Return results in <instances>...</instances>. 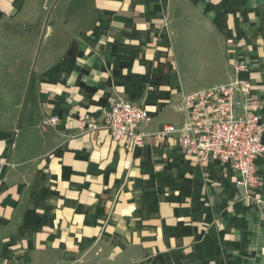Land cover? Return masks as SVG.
<instances>
[{"label": "crops", "instance_id": "obj_1", "mask_svg": "<svg viewBox=\"0 0 264 264\" xmlns=\"http://www.w3.org/2000/svg\"><path fill=\"white\" fill-rule=\"evenodd\" d=\"M0 44V264H264V156L248 198L155 138L236 63L264 102V0H0ZM109 98L151 116L141 145Z\"/></svg>", "mask_w": 264, "mask_h": 264}, {"label": "built area", "instance_id": "obj_2", "mask_svg": "<svg viewBox=\"0 0 264 264\" xmlns=\"http://www.w3.org/2000/svg\"><path fill=\"white\" fill-rule=\"evenodd\" d=\"M231 70L229 81L185 94L183 124L168 125L155 133V138L161 144L173 136L184 155L202 168L213 162L229 168L235 184L252 198L263 184L255 161L264 156V102L252 92L243 63L233 64ZM150 122L151 116L138 104L108 99L105 128L112 139H127L132 146H139L145 137L141 126ZM56 124L55 117L42 121L44 126Z\"/></svg>", "mask_w": 264, "mask_h": 264}, {"label": "rangeland", "instance_id": "obj_3", "mask_svg": "<svg viewBox=\"0 0 264 264\" xmlns=\"http://www.w3.org/2000/svg\"><path fill=\"white\" fill-rule=\"evenodd\" d=\"M0 74L3 76V79H5L4 77L10 78L12 77V75H10V71L7 70L9 69L10 65L12 64V62L14 63L13 57H15V55L10 54L9 52H4V45L0 44ZM4 52V53H2ZM5 74V75H4ZM7 80V78L5 79ZM9 80V79H8Z\"/></svg>", "mask_w": 264, "mask_h": 264}]
</instances>
